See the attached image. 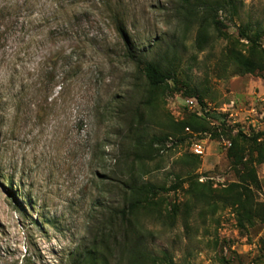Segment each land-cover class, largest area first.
<instances>
[{"label": "rangeland", "instance_id": "obj_1", "mask_svg": "<svg viewBox=\"0 0 264 264\" xmlns=\"http://www.w3.org/2000/svg\"><path fill=\"white\" fill-rule=\"evenodd\" d=\"M181 5L0 0V264H81L105 208L120 202L115 174L131 166L162 188L158 213L138 216L141 264H264V220L242 228L221 203L253 168L264 208V0H238V16L222 14L223 33L200 32ZM119 30L174 79L150 87ZM239 55L263 67L238 73ZM189 91L203 96L198 110ZM191 115L207 130L175 132ZM193 187L210 205L196 207ZM107 264L129 263L114 251Z\"/></svg>", "mask_w": 264, "mask_h": 264}, {"label": "trees", "instance_id": "obj_2", "mask_svg": "<svg viewBox=\"0 0 264 264\" xmlns=\"http://www.w3.org/2000/svg\"><path fill=\"white\" fill-rule=\"evenodd\" d=\"M180 10L185 13V17H189L199 24L200 32H205L212 28L217 33H223L228 26L222 14L225 17L230 15V19H233L239 14V5L238 0H182ZM119 32L121 37L125 39V57L141 67L142 73L150 87L158 89L166 85L168 80L174 79L175 72L172 69L165 68L160 62L145 60L143 57L137 56L131 49L124 33L121 30ZM242 35L243 38H248L250 42H254L253 38L248 36L246 32L243 31ZM200 38L198 40L202 42L204 38ZM234 63L237 67V72L241 74L255 73L257 70H261L259 67H263L243 55L234 56ZM186 95L190 98L197 97L201 101L200 103H203V96L199 93H190L189 91L186 92ZM208 116L210 115L208 114ZM210 118L218 120L220 117L212 115ZM206 125L207 122L204 119L191 115L186 121L174 123L173 128L175 132L185 131L186 129L206 131ZM167 139L168 136H164L157 138L156 141L161 142ZM138 145L139 147L143 146L142 142H139ZM141 159L142 156L137 153L136 162L140 163ZM115 166H118V164L116 163ZM115 177L114 181L120 190V202L114 208H105L103 216L110 217H108L106 223H103L105 225L103 230L99 227L97 229L95 227L92 230L93 238L91 239V244H89L91 246L90 250H88L89 255L84 257V260H79L81 264L91 261L107 264L108 256H112L114 251L118 252L124 260L127 259L129 264H141L149 259V253L145 247L146 236L140 228L138 216L142 212L153 216L158 213L159 205L156 198L162 188L155 184L144 182L134 166H131V169L127 168L120 171V174H115ZM239 178V183L223 189L221 203L235 207L239 225L242 228L262 223L264 220L263 205L255 200L254 192L250 188V184L255 185L257 188L259 187L255 170L246 168ZM189 193L193 194L194 204H197L196 207L205 204L210 205L205 191L198 192L193 187ZM112 250L114 251L112 252ZM99 252L100 254H98ZM91 255L93 256L90 257ZM165 259H168L166 254ZM76 261L75 263L77 264L78 261ZM169 263L173 264L171 259Z\"/></svg>", "mask_w": 264, "mask_h": 264}, {"label": "built area", "instance_id": "obj_3", "mask_svg": "<svg viewBox=\"0 0 264 264\" xmlns=\"http://www.w3.org/2000/svg\"><path fill=\"white\" fill-rule=\"evenodd\" d=\"M187 106L189 108H193V109H197L198 108L196 106H199V102L196 98H189L186 100ZM195 107V108H194ZM193 152L198 155V156H202L205 153V149L203 147V145L200 142H195L193 144Z\"/></svg>", "mask_w": 264, "mask_h": 264}]
</instances>
